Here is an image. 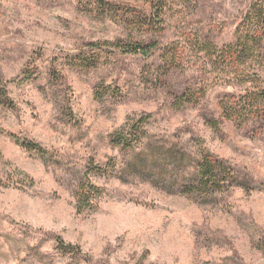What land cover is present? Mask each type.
Wrapping results in <instances>:
<instances>
[{
    "label": "rangeland",
    "instance_id": "374dc122",
    "mask_svg": "<svg viewBox=\"0 0 264 264\" xmlns=\"http://www.w3.org/2000/svg\"><path fill=\"white\" fill-rule=\"evenodd\" d=\"M252 2L168 0L152 33L148 0H0V264H264V119L224 117L250 85L195 44H234ZM128 40L156 47L99 46ZM202 153L237 180L209 201L181 194ZM81 182L101 195L79 213Z\"/></svg>",
    "mask_w": 264,
    "mask_h": 264
},
{
    "label": "trees",
    "instance_id": "16d2710c",
    "mask_svg": "<svg viewBox=\"0 0 264 264\" xmlns=\"http://www.w3.org/2000/svg\"><path fill=\"white\" fill-rule=\"evenodd\" d=\"M151 13L149 17L136 19L137 26H144L152 33H161L164 27V16L168 5V0H148ZM140 24V25H139ZM235 43L225 49H212L207 44H199V53H211L208 64L213 71L228 70V75H234L238 84L250 85L245 94L232 97V103H221L220 109L227 120L236 124H242L250 120L264 119V88L257 86L263 83L264 76L260 70H256L257 65H264V0H253L252 4L244 16L242 23L238 27L235 36ZM102 47H114L125 54L145 55L155 49L156 43L143 44L128 40L116 43L99 44ZM205 46V47H203ZM168 60L170 67L174 65L176 59ZM167 62V61H166ZM254 67L253 76H247L248 67ZM253 86V87H252ZM98 99V98H97ZM216 122L210 124L212 130H216ZM135 127L126 128L111 136L110 143L120 150H130L139 144L142 135ZM17 145L28 153H34L42 161H48L49 153L38 144L24 140L12 138ZM140 139V140H139ZM181 190L182 195L195 198H202L206 201L213 200L218 194H223L229 187L237 184L233 171L207 153H202L196 165L194 176H188ZM100 190L90 182H81L76 192L77 211L80 213L91 206L92 200L100 197ZM264 253V247L261 246Z\"/></svg>",
    "mask_w": 264,
    "mask_h": 264
}]
</instances>
